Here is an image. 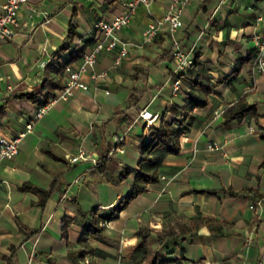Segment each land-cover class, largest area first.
<instances>
[{
	"label": "crops",
	"instance_id": "0c3cea01",
	"mask_svg": "<svg viewBox=\"0 0 264 264\" xmlns=\"http://www.w3.org/2000/svg\"><path fill=\"white\" fill-rule=\"evenodd\" d=\"M169 2L138 4L129 23L118 31L119 37L138 40L146 23L160 17ZM121 8L120 0H26L19 7L13 35L0 38V134L22 132L18 151L0 159V264H75L68 254L70 244L93 247L80 261L130 264L141 252L128 245L137 240V230L143 226L183 232L184 236L161 244L160 251L193 264H264V136L260 134L264 73L252 68L250 37L253 31L264 34V0L187 1L174 34L183 46L194 45V54L208 75L212 89L206 103L189 110L179 151L163 157L156 166L157 179L119 210L123 218H108L98 236L79 239L82 210L89 207H83L78 197L82 191L90 192L88 182L97 184L91 177L85 182L84 171H106L115 184L125 161L118 157L120 167L111 172L105 159L125 153L127 144L139 152L138 133L152 128L136 117L142 106L158 111L155 125L163 112L181 115L174 104L183 102L185 85L181 81L177 90L172 89V61L162 56L170 49L169 26L162 22L154 38L142 46L130 44L117 66H110L114 51L102 50L93 68L106 73L83 74L88 87H76L67 97L56 99L28 130L25 122L34 116L38 102L25 93L41 82L45 62L67 38L70 19L77 34L64 56L72 47L87 49L100 35L93 21L109 18ZM79 59L69 63L77 65ZM136 64L141 66L134 77ZM240 96L255 104L257 114L226 120L223 112L215 113ZM119 134H124L123 150L107 152L99 166L91 158L70 161L67 156L83 142L97 158ZM212 140L220 146L208 148ZM52 180L51 193L43 198L20 186L29 181L49 187ZM226 187L246 194L221 189ZM121 195L117 191L104 201L91 196L97 199L98 210L106 212ZM200 216L228 224L223 233L212 234L199 222Z\"/></svg>",
	"mask_w": 264,
	"mask_h": 264
},
{
	"label": "trees",
	"instance_id": "16d2710c",
	"mask_svg": "<svg viewBox=\"0 0 264 264\" xmlns=\"http://www.w3.org/2000/svg\"><path fill=\"white\" fill-rule=\"evenodd\" d=\"M74 24L75 23L70 19L66 34L67 38L61 43L57 52L45 62L41 82L35 85L32 90L25 93L27 97L33 101H37L38 104L47 101L50 96L56 94L57 89L63 84L61 77L62 70L66 64L80 57L83 51V47H72L68 50V55H62V53L69 48L71 39L77 34ZM162 56L171 59L170 49L165 50L162 53ZM138 66H141V64H136L134 66V77L138 75V71L140 70ZM175 75L179 76L185 85L183 102L181 104H174L176 108L181 110V115L174 114L166 116L163 112L158 125L152 126V128L145 133H138L140 155L136 164L133 166L126 165L120 171V178H123L130 173L132 174L129 187L116 202L112 203L111 208L106 212L99 211L97 205L82 210L83 228L79 237L80 240H85L88 236H98L103 228L101 221L117 215L119 210L123 208L127 202L136 195V193L143 190L148 182L157 179L156 166L167 153H176L179 151V136L186 126V119L189 110L195 106H203L206 103V94L212 89V85L208 81V75L206 74L203 65L197 60L195 54L192 65L187 71L185 73L177 72ZM222 112L226 120L231 118H241L247 113L257 114L255 104L253 102H247L243 96L238 97L232 103L224 106ZM260 134L264 136V131H260ZM122 142L123 139L119 142L114 141V144ZM107 152L108 149H106L105 152L101 151L96 158V166L102 164ZM53 184L54 180H52L49 187H42L35 183L24 181L20 186L23 189H29L38 193V195L43 198L51 193ZM193 189L216 191V189L213 188ZM221 189L234 194H246V191L243 189H234L231 187ZM66 220H70V217H67ZM199 222L206 225L209 232L212 234L223 233L224 226H227L228 224L226 220L213 216H200ZM65 226L66 223H63L64 230ZM137 236V240L134 243L129 244L128 248L139 250L141 255L130 264H163L177 257L161 253L160 245H165L169 240H172L177 236H184V234L173 228L157 229L153 231L151 228L143 226L138 228ZM92 251V246L85 245L76 248L70 244L68 254L70 256L72 255L75 264H89L80 261V258H83L86 253Z\"/></svg>",
	"mask_w": 264,
	"mask_h": 264
},
{
	"label": "built area",
	"instance_id": "2783aa9c",
	"mask_svg": "<svg viewBox=\"0 0 264 264\" xmlns=\"http://www.w3.org/2000/svg\"><path fill=\"white\" fill-rule=\"evenodd\" d=\"M26 0H3L2 8L0 11V38L8 39L15 32L16 27L19 24V7ZM154 0H120L122 8L111 17H98L92 23V27L100 31V35L93 39L90 46L83 50L77 65L71 63L66 64L61 72L63 84L57 89L55 95L49 97V99L41 104H38L34 116L27 119L25 122L26 130L30 129L34 122V118L40 116L44 111L48 109L58 98H65L73 92V89L78 87L85 89L88 87V83L83 79V74L88 73L91 77L98 75H104L105 69L95 72L94 63L98 59V56L102 50H113V57L110 63L111 67L117 66L123 57L128 54L130 44L142 46L144 43L151 41L162 22H167L169 26V32L171 34L170 53L172 61L173 76L171 79V86L173 90H177L181 84V79L176 76L177 72H186L192 65L194 59V45L183 46L179 39L175 36V29L181 24L180 12L186 5L188 0H170L160 17L155 20H151L146 23L141 31V35L138 40L132 42L119 37L118 31L127 25L130 21L132 13L135 11L138 4L148 5ZM253 42L252 52V68L264 73V34L259 31H253L250 35ZM40 64H43V59H40ZM105 91H107L105 89ZM222 109H216L215 113H221ZM159 116L158 111H154L149 107L142 106L136 117H140L144 120L145 126L152 127L156 124V120ZM254 129L252 125L249 127ZM22 132L14 135L0 134V159L3 157H12L18 151V141ZM124 138V134L115 136V142H119ZM122 143L114 144L108 150V153H113L115 150H123ZM220 143L212 140L207 143V147L210 149L218 148ZM70 161L78 159L91 158L96 161V158L90 153L88 146L80 142L76 147L74 153L67 154ZM252 207L253 204L249 203ZM105 220L101 221L104 222ZM87 261V259H84ZM163 264H193L191 261L177 257L172 262H165Z\"/></svg>",
	"mask_w": 264,
	"mask_h": 264
},
{
	"label": "rangeland",
	"instance_id": "374dc122",
	"mask_svg": "<svg viewBox=\"0 0 264 264\" xmlns=\"http://www.w3.org/2000/svg\"><path fill=\"white\" fill-rule=\"evenodd\" d=\"M138 150H134V147L130 144L126 145V151L125 153H115L112 157H107L105 159L106 161V167L109 169V171L114 172L117 168L120 167V165L117 163L118 157H122L125 161L123 166L121 167L123 169L126 164L134 165L139 157ZM84 176L85 182H88V177H91L96 180V185H91L88 182V188L90 192L82 191L78 197V200L82 204L83 207H91L93 206L97 201V199L93 200V196L98 198V200L104 201L108 198H111L117 191L121 192L122 194L127 189L128 181L130 180V175H127L123 178H120V175H117V180L115 181V184L110 182L109 180H112L106 171L98 170L96 168H92L91 170L84 171L82 174ZM121 180V181H120ZM117 201V200H116ZM115 201V202H116ZM123 213H117V215L111 217L116 218L118 220H121L123 218Z\"/></svg>",
	"mask_w": 264,
	"mask_h": 264
}]
</instances>
